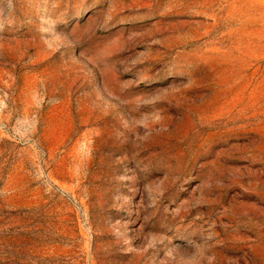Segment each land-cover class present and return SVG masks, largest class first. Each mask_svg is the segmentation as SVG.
<instances>
[{
  "label": "rangeland",
  "instance_id": "rangeland-1",
  "mask_svg": "<svg viewBox=\"0 0 264 264\" xmlns=\"http://www.w3.org/2000/svg\"><path fill=\"white\" fill-rule=\"evenodd\" d=\"M0 264H264V0H0Z\"/></svg>",
  "mask_w": 264,
  "mask_h": 264
}]
</instances>
